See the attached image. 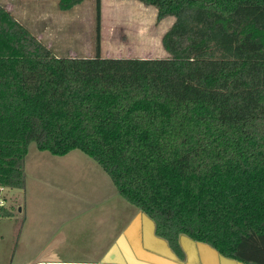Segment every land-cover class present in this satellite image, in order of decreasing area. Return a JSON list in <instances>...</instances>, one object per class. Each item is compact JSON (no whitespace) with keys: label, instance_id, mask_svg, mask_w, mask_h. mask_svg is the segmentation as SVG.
<instances>
[{"label":"trees","instance_id":"16d2710c","mask_svg":"<svg viewBox=\"0 0 264 264\" xmlns=\"http://www.w3.org/2000/svg\"><path fill=\"white\" fill-rule=\"evenodd\" d=\"M135 1L173 18L168 58L101 57V0L92 58L57 57L0 4V189L24 188L31 143L79 150L179 260L184 235L264 264V0Z\"/></svg>","mask_w":264,"mask_h":264},{"label":"rangeland","instance_id":"374dc122","mask_svg":"<svg viewBox=\"0 0 264 264\" xmlns=\"http://www.w3.org/2000/svg\"><path fill=\"white\" fill-rule=\"evenodd\" d=\"M0 4L57 57H94L95 0L66 12L58 9L55 0H0ZM100 20L101 57L168 58L161 39L173 18L156 23V10L138 1L101 0ZM24 164V188H7L0 195L1 207L10 214L0 217V264L28 260L39 244L54 235L62 242L60 259L95 261L100 251L96 237L102 232L112 236L125 225L123 219L114 224L121 210L112 199H123L108 175L79 150L58 157L39 151L34 143L29 145ZM127 208L133 210L128 204ZM24 237L31 244L27 253L21 249ZM182 238L193 246L188 255L192 264L197 263L196 243ZM208 252H201L200 257L204 264H214L217 256Z\"/></svg>","mask_w":264,"mask_h":264},{"label":"crops","instance_id":"0c3cea01","mask_svg":"<svg viewBox=\"0 0 264 264\" xmlns=\"http://www.w3.org/2000/svg\"><path fill=\"white\" fill-rule=\"evenodd\" d=\"M104 181L102 178L100 182L102 191L105 189L103 186L105 185ZM112 200L116 209L121 210L117 211L118 213L114 216V224L119 225L122 222L120 219H123L125 225L112 236L102 232L96 237L100 251L96 254L98 257L95 261L60 259L62 242H60L61 239L58 236L54 235V237L42 243V246L39 244L34 253L29 254L30 258L28 260H22L17 264H192L188 255V249L193 247L191 244L183 240L184 246H187V254L184 252V260L178 261L167 250V246L154 235L151 222L140 211L135 208H132L133 210L127 208L128 203L124 200L121 201L116 197L115 200L114 198ZM122 212L124 214L120 216ZM24 239L25 242H23L21 249L23 253H27L26 247L31 246V244L27 237H24ZM34 239L35 237L32 240ZM106 240H109L108 243H106ZM195 246L198 247L197 245ZM195 250L199 258L197 263L194 264H204L200 256L201 252H207V250L199 247L195 248ZM213 262L214 264H235L219 257L214 258Z\"/></svg>","mask_w":264,"mask_h":264},{"label":"water","instance_id":"95a60500","mask_svg":"<svg viewBox=\"0 0 264 264\" xmlns=\"http://www.w3.org/2000/svg\"><path fill=\"white\" fill-rule=\"evenodd\" d=\"M142 213V212H141ZM143 214V213H142ZM143 216L145 217V218H147L150 222H151V224H152V226H153V232H154V224H153V222L145 215V214H143ZM154 235H155V233H154ZM156 236V235H155ZM182 236H184V235H182ZM182 236H180V238H179V245H180V247H181V249H182V251H183V253L185 252L186 254H187V252H186V247L187 246H184V244H183V240L185 239V238H182ZM157 237V236H156ZM187 237V236H186ZM159 240H161L166 246H167V250L168 251H170L174 256H175V254L170 250V248L168 247V244H167V242L165 241V240H163V239H161V238H159V237H157ZM186 241V240H185ZM193 241V240H192ZM187 242V241H186ZM194 243H196L195 245H197L199 248H203V249H205V250H207V251H210L211 253H213L214 255H216L217 257H219V258H221V259H223V256H221V255H219L215 250H213L212 248H210L209 246H207V245H205V244H202V243H198V242H195V241H193ZM188 244H189V242H187ZM186 244V243H185ZM205 247V248H204ZM176 257V256H175ZM177 258V257H176ZM225 258V257H224ZM178 259V258H177ZM226 259H228V258H226ZM230 260V262H233V263H235V264H242V263H239V262H236V261H234V260H231V259H229ZM178 261H179V259H178Z\"/></svg>","mask_w":264,"mask_h":264},{"label":"built area","instance_id":"2783aa9c","mask_svg":"<svg viewBox=\"0 0 264 264\" xmlns=\"http://www.w3.org/2000/svg\"><path fill=\"white\" fill-rule=\"evenodd\" d=\"M4 190V188L0 189V193H2V191ZM1 195V194H0ZM2 202L0 201V206H1Z\"/></svg>","mask_w":264,"mask_h":264}]
</instances>
